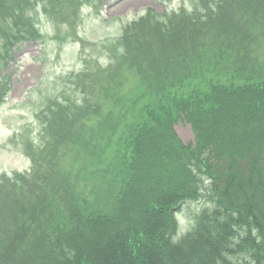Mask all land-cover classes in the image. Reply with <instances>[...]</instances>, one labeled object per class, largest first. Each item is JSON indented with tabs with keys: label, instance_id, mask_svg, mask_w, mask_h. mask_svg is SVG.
I'll use <instances>...</instances> for the list:
<instances>
[{
	"label": "trees",
	"instance_id": "trees-1",
	"mask_svg": "<svg viewBox=\"0 0 264 264\" xmlns=\"http://www.w3.org/2000/svg\"><path fill=\"white\" fill-rule=\"evenodd\" d=\"M90 1L0 0V65L38 38L36 4L69 16ZM199 3L148 14L125 32L140 49L118 73L48 108L43 174L12 181L0 206V264H264V0ZM204 189L212 210L173 243L175 212Z\"/></svg>",
	"mask_w": 264,
	"mask_h": 264
},
{
	"label": "rangeland",
	"instance_id": "rangeland-1",
	"mask_svg": "<svg viewBox=\"0 0 264 264\" xmlns=\"http://www.w3.org/2000/svg\"><path fill=\"white\" fill-rule=\"evenodd\" d=\"M193 2L97 0L95 7L81 11V21L75 27L52 25L45 17L38 16L37 23L43 41L23 47L10 64V91L0 106V180L4 174L11 178L14 173L23 174L30 169V160L21 152L22 145L29 143L25 141L39 140L41 126L38 114L49 101L62 96L79 101L81 91L78 84L94 82L96 85H92L97 90L98 86L109 80L110 73H118L114 66L109 65L110 58L107 56L113 46L117 48L115 57L118 60L127 54L125 46H117V38L126 24L138 21L148 9L163 14L180 8L189 9ZM131 47L140 49L137 43ZM147 51L148 48L143 46V51L139 53L141 59ZM98 61L104 62L97 66ZM111 61L115 60L111 58ZM96 67L103 70L99 78L97 75L84 79L81 77L82 72L91 74ZM132 76L129 79L126 76L122 78L124 89L134 82ZM175 132L183 144L193 142L192 130L187 123L176 124ZM34 150L40 152L39 148ZM210 205L207 198L184 204L177 216L179 232L176 239L187 234L194 224V215ZM6 229L7 223L4 222L0 234Z\"/></svg>",
	"mask_w": 264,
	"mask_h": 264
}]
</instances>
